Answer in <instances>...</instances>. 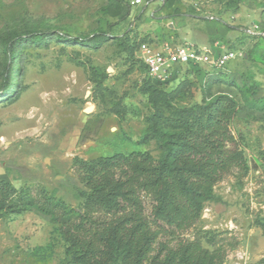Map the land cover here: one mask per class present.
I'll list each match as a JSON object with an SVG mask.
<instances>
[{
    "label": "rangeland",
    "instance_id": "obj_1",
    "mask_svg": "<svg viewBox=\"0 0 264 264\" xmlns=\"http://www.w3.org/2000/svg\"><path fill=\"white\" fill-rule=\"evenodd\" d=\"M132 1L0 0V178L18 189L44 188L76 206L75 191L82 185L74 157L134 150L159 157L158 141L139 143L152 112L143 90L147 68L125 47L143 37L173 42L176 33L203 49L206 44L194 34L206 31L204 36L224 42L236 58L219 72L208 64L177 66L175 77L159 86L190 82L178 106L198 102L207 83L213 95H232L238 111L231 129L247 167L222 176L197 223L171 244L210 231L225 250L224 264H255L264 256V236L256 225L264 221V0ZM35 29L46 34L22 41L11 53L13 36L29 38ZM97 34L106 38L86 41ZM102 73L107 78L98 85ZM89 105L94 108L85 113ZM55 226L34 207L2 214L0 264L17 258L67 264Z\"/></svg>",
    "mask_w": 264,
    "mask_h": 264
},
{
    "label": "trees",
    "instance_id": "obj_2",
    "mask_svg": "<svg viewBox=\"0 0 264 264\" xmlns=\"http://www.w3.org/2000/svg\"><path fill=\"white\" fill-rule=\"evenodd\" d=\"M45 34L35 29L29 38L13 36L11 53L22 41H38ZM105 38L97 34L86 41L100 43ZM146 41L152 40L143 37L125 49L137 55L140 43ZM106 78L102 73L98 85ZM160 84L148 76L144 83L152 112L139 140L140 144L158 141L159 157L135 150L88 160L74 157L82 185L75 191L76 206L44 188L18 189L0 178V216L20 215L32 207L50 216L64 242L67 264H224L225 250L210 231L171 241L197 223L224 174L247 167L231 129L237 101L228 93L213 95L207 83L198 102L178 106L176 102L190 93V82L183 80L171 89ZM256 225L264 236V221ZM255 264H264V256Z\"/></svg>",
    "mask_w": 264,
    "mask_h": 264
},
{
    "label": "built area",
    "instance_id": "obj_3",
    "mask_svg": "<svg viewBox=\"0 0 264 264\" xmlns=\"http://www.w3.org/2000/svg\"><path fill=\"white\" fill-rule=\"evenodd\" d=\"M140 0H133L138 3ZM137 57L146 65L147 76L156 82L167 81L177 66L208 64L218 72L236 58V52L214 42L207 48L169 40L141 42Z\"/></svg>",
    "mask_w": 264,
    "mask_h": 264
},
{
    "label": "crops",
    "instance_id": "obj_4",
    "mask_svg": "<svg viewBox=\"0 0 264 264\" xmlns=\"http://www.w3.org/2000/svg\"><path fill=\"white\" fill-rule=\"evenodd\" d=\"M196 23L197 22H193V25H195L194 29H199L200 27H197ZM203 33H207V32L204 31V32L201 33L199 31H196L195 34H194V36L196 38H199L200 40H202V42H204V44H206V45H203L202 47H204V46L210 47V45L212 43H214V42H219V43L225 45L224 42L222 43L221 41H219L217 39H212L209 35L208 36L207 35L204 36ZM170 38H171L170 40L173 39V42L175 41V43H186L185 39H180L179 37H177L176 33H174V36H171ZM186 44H189V43H186ZM192 44L198 47V45L196 43L193 42ZM4 264H35V263L32 260H29L27 258H17V260H8L7 259L4 262Z\"/></svg>",
    "mask_w": 264,
    "mask_h": 264
},
{
    "label": "water",
    "instance_id": "obj_5",
    "mask_svg": "<svg viewBox=\"0 0 264 264\" xmlns=\"http://www.w3.org/2000/svg\"><path fill=\"white\" fill-rule=\"evenodd\" d=\"M90 92H86V95L87 94H89ZM93 108H94V105H89V106H87V107H85L84 109H83V111L85 112V113H89L90 111H92L93 110Z\"/></svg>",
    "mask_w": 264,
    "mask_h": 264
}]
</instances>
